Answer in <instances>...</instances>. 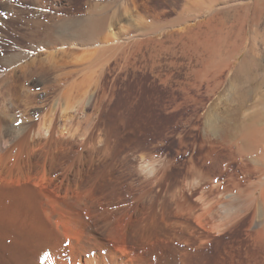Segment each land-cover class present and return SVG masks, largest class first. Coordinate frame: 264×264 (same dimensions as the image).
<instances>
[{
    "label": "rangeland",
    "instance_id": "1",
    "mask_svg": "<svg viewBox=\"0 0 264 264\" xmlns=\"http://www.w3.org/2000/svg\"><path fill=\"white\" fill-rule=\"evenodd\" d=\"M261 2L0 0V264L35 262L47 242L62 241L59 229L138 264L152 256L132 230L172 219L171 190L201 206L203 188L222 194L233 182H257L243 170L264 132L239 144L202 137L214 112L238 109L241 120L259 116L256 124L264 115V46L239 69L251 38H264ZM256 12L262 28L245 33L244 13ZM36 58L49 69L21 75L19 65ZM215 60L223 84L211 95L213 83L200 84L198 73ZM36 131L38 140L23 141ZM218 197L224 205L232 195ZM252 212L235 237L211 233L204 250L230 241L229 264H264V254H247L264 228L263 210L251 222Z\"/></svg>",
    "mask_w": 264,
    "mask_h": 264
},
{
    "label": "bare ground",
    "instance_id": "2",
    "mask_svg": "<svg viewBox=\"0 0 264 264\" xmlns=\"http://www.w3.org/2000/svg\"><path fill=\"white\" fill-rule=\"evenodd\" d=\"M261 1L263 2H261L260 4L262 3L264 4V0ZM247 4L248 5H245L244 8L245 10H248V7L250 5L249 3ZM260 20H261V15H258L257 12L253 14L244 13V16L242 18L244 32L246 33V31H249L252 33L255 32L254 34H256V32L262 28V24H261L262 20L261 21ZM91 23H92V28L95 29L94 31H97L101 28V24H102L101 20L92 21ZM91 35H95V34H91ZM256 36H254V38L253 37L251 38L252 40L250 42V48L247 51V53L244 55L241 64L239 66V69H243L246 65L249 66V64L251 63L250 53L262 50L264 46V38L262 37L261 39H259V37ZM49 54H52V56L55 57L56 53H49ZM238 55L239 53L237 52V54L232 58L231 62H233ZM43 64L44 62L40 61V59L37 58L36 60L34 59L30 63L28 62V64L23 63L19 65L20 74L26 75L28 74V72L31 71H35V72L38 70L43 71L42 67L47 65V64L45 65ZM251 66H253V64ZM44 71L46 72V70ZM222 72H223V68L221 66V61L220 60L212 61L208 64V66L205 69L203 70L199 69L198 82H200V84L203 83L209 84L210 82L213 83V86L208 88V93H210L211 95L220 94L221 93L220 89L223 83L222 81L219 80V77ZM238 72L234 74L233 80H240L238 76L239 75ZM7 81L9 80L5 78L3 82L6 84ZM230 109L228 110V112L231 111ZM235 110L237 111L238 109ZM235 110H233L234 111L233 114L230 115V113L229 114L227 113L228 115L222 118L219 115H215L216 114L215 112L213 114H209L206 119V127L208 128V131H205V134L203 135L202 139L209 143L218 142V143H226V144L228 142H232V144H239L241 142L257 141V138L261 137V133L264 132V115L261 116L262 119L259 121L258 124H256L257 120H259L258 119L259 116L255 118L253 117L248 121L241 120L238 114L235 113L236 112ZM43 127H44V123L39 127L38 131L41 130L40 128L44 129ZM26 135L27 136L23 139V141H26V143L29 142L34 143L36 140L39 139V134L37 133V131L34 134L30 133ZM263 156H264V146L259 147L256 156L249 158L244 163L243 173L250 178L253 175H258L257 177H259V179L257 180V182L255 181V183H251L250 186L247 187L246 189L240 188V185H238L236 182H233L231 188L225 187L223 193L224 194L230 193L232 195V198L229 199L224 205L218 199L220 197V196L218 197V195H224V194L219 193L222 191H220V188H217L218 187L217 185H216L217 187L215 186L209 189L203 188L202 192L200 193V196L197 197L198 202L199 201L202 202L201 206L191 203L192 201L191 202L188 201L185 198L182 189L179 188V189L171 190V192L169 193L171 195L170 198L175 197L176 199H178L177 204L172 209V215H171L172 219L171 220L169 219V221H167L168 220L167 218V220L163 222L164 223L163 225H158V223L155 224V222H152L151 225L148 223L150 225V227L148 226L149 231L147 225H146L147 228L143 230L140 229L141 227L139 225H137L138 227L135 226L137 228H134V230H132L133 234H137V235L139 234L138 238L139 241H141L140 243H142L144 246L149 247L147 254L150 253L152 256V258L149 257V259L148 257H145L143 261L138 264H157V262L158 264H229L231 263L232 258H234V252H233L234 248H232V243H229L230 241L225 242L223 244L216 243L210 249L207 250L204 249L205 246H207V244L209 245L210 242L209 235L211 233L231 231L234 233L233 235L235 237L237 235L236 234L237 230H234V228L237 227L238 222H240V220L243 221V219H241L242 217L247 215L249 211L250 213L251 211H253L251 216V222H252L255 219V217H257L256 215L258 211L263 210L264 212ZM205 174L207 175V173ZM215 194L217 195L215 196ZM220 203L222 204L221 207H219L221 205ZM161 226H164L165 228H167L168 226L170 231L172 230L171 233L167 235L168 232L165 230V228L163 229V227ZM255 230L256 231H254L253 233L252 247L251 248L249 247L250 249L249 248L247 249V254H249V256L252 257H257L259 255L262 256V254H264V228L262 229L259 227L258 229ZM58 231L59 232H57L56 236L58 235L59 237L57 238L59 240H62L59 241L60 243L52 242L50 243V245H48L47 242V245L46 244H45L46 246L44 245L45 248L36 256L35 262L34 259H29V260L27 259L24 261L25 262L24 264H127V262L123 260H119L118 262L115 256H113L110 252L108 253L105 250L104 246L101 247L98 241L96 243L94 241L93 245H91L92 243L90 244L89 242L88 244H84V243L81 244L74 239L76 238L74 237L76 235L75 234L73 235L72 234L73 232L72 233L69 232L70 229L68 231L66 230L61 231V229H59ZM56 243H59L57 244L59 245V247H57ZM63 246H66V251L63 250ZM57 248H60L61 251L55 254ZM60 252L62 254H60ZM157 252L159 253L160 258L157 257ZM102 253H104V255H102Z\"/></svg>",
    "mask_w": 264,
    "mask_h": 264
}]
</instances>
